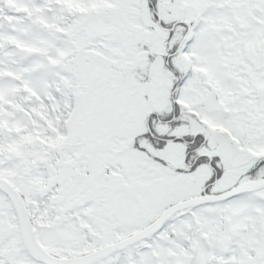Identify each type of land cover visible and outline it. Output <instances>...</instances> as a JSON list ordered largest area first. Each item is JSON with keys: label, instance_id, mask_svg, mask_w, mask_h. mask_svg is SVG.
<instances>
[{"label": "snow or ice", "instance_id": "1", "mask_svg": "<svg viewBox=\"0 0 264 264\" xmlns=\"http://www.w3.org/2000/svg\"><path fill=\"white\" fill-rule=\"evenodd\" d=\"M0 264H264V0H0Z\"/></svg>", "mask_w": 264, "mask_h": 264}]
</instances>
